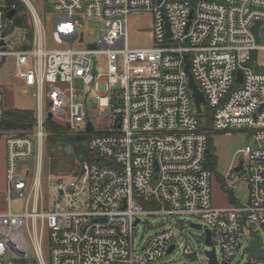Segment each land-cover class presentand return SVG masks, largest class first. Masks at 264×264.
I'll return each mask as SVG.
<instances>
[{"label":"built area","instance_id":"obj_1","mask_svg":"<svg viewBox=\"0 0 264 264\" xmlns=\"http://www.w3.org/2000/svg\"><path fill=\"white\" fill-rule=\"evenodd\" d=\"M20 1L29 21L23 31L16 27L18 38L13 26L9 31L5 25L6 20L17 24V11L6 17L16 2L0 0V61L14 58V76L34 89L37 108L31 133L3 135L6 198L26 193V201L21 212L0 211V264H148L168 254L171 244L183 255L197 256L190 245L176 244L172 228L162 226L136 241L135 229L145 215H171L174 224L179 215L197 216L210 232L215 253L220 252L219 264L247 249L251 230L264 254L259 245V229L264 232V70L251 65L253 52L264 49L251 31L261 21L259 36L264 35V0H43L52 13L48 31L32 1ZM138 12L151 13L146 47L128 44V18ZM78 17L101 22L96 40L85 39ZM47 36L64 47L47 48ZM185 58L206 100L203 107L210 110V130H249V142L240 149L241 169L224 177L231 180L236 173L245 182V202L234 194L232 204L212 205L207 131L200 127ZM75 79L87 86L85 96L74 88ZM89 95L98 111L107 110L105 125L97 130L101 119H88ZM48 112L76 133L93 132L87 146L95 155L81 162L74 179L56 181L51 208L40 191ZM88 120L91 131L85 129ZM33 167L32 180L26 182L20 172L27 177Z\"/></svg>","mask_w":264,"mask_h":264},{"label":"rangeland","instance_id":"obj_2","mask_svg":"<svg viewBox=\"0 0 264 264\" xmlns=\"http://www.w3.org/2000/svg\"><path fill=\"white\" fill-rule=\"evenodd\" d=\"M32 4L39 15L43 27L46 31L51 28L52 13L47 11L43 0H31ZM18 15L23 18L22 24H13V20H6L5 25L8 30H15L16 27H20L23 31L24 27L29 21V14L26 6L19 0ZM83 23V29L85 30V39L87 41L96 40L101 32L102 24L100 21L95 20H83L78 17ZM151 13L150 12H138L132 13L128 18V44L131 47H146L151 43ZM14 35L20 38L21 31L15 30ZM260 42L264 44V35H260ZM46 46L49 49L63 48L64 46H58L54 42L50 41L48 36L46 39ZM11 42L9 41V44ZM82 47V46H80ZM12 47L9 45V49ZM262 63V64H261ZM253 68L258 70H264V51H258L257 58L252 60ZM14 58L12 56H6L0 61V108H18V109H32L36 110L37 102L34 97V89L27 87L23 82L14 76ZM74 88L81 92L83 96L88 91L87 86L80 79L73 81ZM92 87V86H91ZM89 94L94 96L93 91H89ZM86 100L88 108V119L91 122L98 120L99 126L95 127V130L105 125L103 116L106 114V108L103 111L97 110V104L90 97ZM201 114L202 125L207 131L209 139L210 149L212 154L216 157V164L213 166V177L211 181L212 189V205L215 207H226L228 203L226 188H232L233 192L240 202H245L247 199V186L244 181H239L238 176H235L229 180H225V174L230 170H233L238 161L243 157V153L240 151L249 142V130L245 127L240 129H228V130H213L210 131V125H206V117L203 110ZM46 131V130H45ZM10 133L19 134V131H9ZM64 134L56 137L50 143L47 137L44 136L42 140V166L40 173V191L41 197L44 203L50 208L55 202L54 186L60 178L74 179L76 173L77 161L71 153V143L68 139L69 136H77L75 131L70 130L65 126ZM5 131H0V211H12L14 213L23 211L24 203L26 201V193L24 196H15L9 199L6 198L5 189V140L3 135ZM28 133H31L28 132ZM47 135V133H46ZM80 164L78 163V166ZM32 168L30 175L24 176L23 172H20L23 179L26 182H30L33 177ZM223 179V182L220 181ZM67 199V198H66ZM65 201H62V203ZM30 207V203H29ZM179 221L178 224H174V217L171 215H159V216H142L141 222L135 229L136 241H142L149 235L157 232L162 226L166 228H172L174 232V241L178 245H190L192 250L196 252L197 256H188L180 253V249L176 248L172 252L162 256L159 259L149 262L148 264H208L205 259L206 245L203 242L201 235L202 232L194 231L190 223H199V218L194 215H179L176 217ZM257 229V227H254ZM259 245L264 249V232L259 229ZM42 253L45 260H47L48 242L46 236L43 235L42 239ZM217 259H221L220 252L216 249ZM223 264H264V261L256 260L252 258L249 251L246 248L238 249L234 256L230 260H226Z\"/></svg>","mask_w":264,"mask_h":264},{"label":"trees","instance_id":"obj_3","mask_svg":"<svg viewBox=\"0 0 264 264\" xmlns=\"http://www.w3.org/2000/svg\"><path fill=\"white\" fill-rule=\"evenodd\" d=\"M11 2L12 0H8ZM15 10L17 13L19 12V5L17 0ZM23 18L21 16H17L15 22L17 24H22ZM255 53L253 52L252 58L254 60ZM1 109V108H0ZM204 114L206 117V125H211L210 122V110L209 108H204ZM198 118L201 119V114L198 113ZM34 110L32 109H18V108H5L1 109L0 113V129L4 131H19V135L27 134L28 132H32L34 129ZM200 127L205 130L202 125V121L200 120ZM44 127L46 130V137L48 142L50 143L56 137L61 136L64 134L65 125L55 122L52 119H46L44 122ZM211 131V130H210ZM93 132H80L77 133V136H69L68 139L71 143V153L75 160L77 161V167H79L78 163L81 164L83 161H93L95 160L94 153L88 148L87 146V138L92 135ZM206 162L208 167L213 171V166L211 164H216V157L212 154L210 149L209 139L207 136V150H206ZM223 182V179H220ZM147 205V203H144Z\"/></svg>","mask_w":264,"mask_h":264},{"label":"water","instance_id":"obj_4","mask_svg":"<svg viewBox=\"0 0 264 264\" xmlns=\"http://www.w3.org/2000/svg\"><path fill=\"white\" fill-rule=\"evenodd\" d=\"M45 8L47 11H49V4L47 3L45 5ZM16 12L15 9L9 10L6 13V17L8 19H10L12 17V15ZM261 24V21H257L254 25H252L251 27V31L254 35L255 41L256 43H259L260 41V36H259V26ZM166 28H167V35L169 34V30H168V23H166ZM4 33V32H3ZM2 33V34H3ZM90 48L93 47L92 44L89 45ZM185 71L187 72L188 75V86L191 90V96L193 99V103H194V107L197 113H200L202 111V107L206 105V100L204 98V95L202 93V91L197 87V84L195 83L194 79H193V75L191 74V72L189 71L188 68V61L185 58ZM92 73L96 74V69H95V61H93V67H92ZM237 81H241V72L238 71V77H237ZM52 115L50 112L47 113V118L51 119ZM66 127H68V125H66ZM85 129L87 131H91L93 129V126L91 124V122L88 120L86 122V126ZM22 163V161L18 162V165H20ZM27 163L29 164V166L31 165V159L27 160ZM205 166H207V164H205ZM242 166V160L240 159L237 163V165L234 167L233 172H238L241 169ZM157 170V168L155 169ZM83 173L82 168L79 170L78 176H80ZM232 178V176H231ZM62 191L59 190V194H61ZM226 193L228 194V201L230 204H232L235 201V196L233 193V190L231 188H227L226 189ZM138 221V219H136L135 223ZM191 228L194 231H204L205 233V239H204V243L207 246H210V249H206L204 251L205 256L208 258V264H219L217 259H216V253H215V248L211 242L210 239V232L207 228L202 229L201 225L198 223H194L191 222L190 223ZM249 229L251 230V227H249ZM251 236H252V241L249 243V245L247 246V250L249 251L250 255L253 258H264V254H263V250L261 248H258V234L256 231L251 230ZM174 248V245L171 244L169 246L168 249V253L172 252Z\"/></svg>","mask_w":264,"mask_h":264},{"label":"crops","instance_id":"obj_5","mask_svg":"<svg viewBox=\"0 0 264 264\" xmlns=\"http://www.w3.org/2000/svg\"><path fill=\"white\" fill-rule=\"evenodd\" d=\"M259 51H264V49H262V50H259ZM257 54H258V51L255 53V58H257ZM254 58V59H255ZM262 64V63H261ZM255 70H258L257 68H254ZM258 71H261V70H258Z\"/></svg>","mask_w":264,"mask_h":264}]
</instances>
